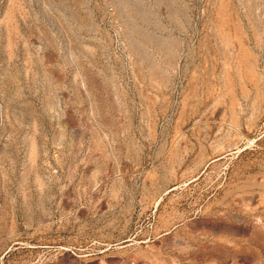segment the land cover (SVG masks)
I'll return each mask as SVG.
<instances>
[{
    "label": "rangeland",
    "instance_id": "1",
    "mask_svg": "<svg viewBox=\"0 0 264 264\" xmlns=\"http://www.w3.org/2000/svg\"><path fill=\"white\" fill-rule=\"evenodd\" d=\"M0 264H264V0H0Z\"/></svg>",
    "mask_w": 264,
    "mask_h": 264
}]
</instances>
